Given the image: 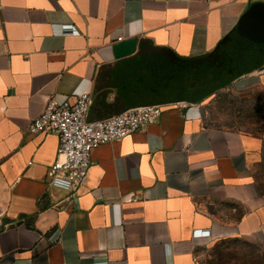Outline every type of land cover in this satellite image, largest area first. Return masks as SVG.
Masks as SVG:
<instances>
[{
  "label": "crops",
  "instance_id": "crops-1",
  "mask_svg": "<svg viewBox=\"0 0 264 264\" xmlns=\"http://www.w3.org/2000/svg\"><path fill=\"white\" fill-rule=\"evenodd\" d=\"M238 78L264 86V0H0V264H207L232 239L264 264V137L206 121ZM82 93L90 121L162 115L67 192L48 180L59 136L27 130Z\"/></svg>",
  "mask_w": 264,
  "mask_h": 264
},
{
  "label": "built area",
  "instance_id": "built-area-1",
  "mask_svg": "<svg viewBox=\"0 0 264 264\" xmlns=\"http://www.w3.org/2000/svg\"><path fill=\"white\" fill-rule=\"evenodd\" d=\"M91 105L90 93L77 95L73 103L50 97L43 113L28 127L27 132L31 134L55 133L59 136L57 160L48 171L49 183L59 190L77 192L91 171L92 155L98 147L154 125L162 115L160 105H147L90 121ZM178 105L184 106L183 103Z\"/></svg>",
  "mask_w": 264,
  "mask_h": 264
},
{
  "label": "rangeland",
  "instance_id": "rangeland-1",
  "mask_svg": "<svg viewBox=\"0 0 264 264\" xmlns=\"http://www.w3.org/2000/svg\"><path fill=\"white\" fill-rule=\"evenodd\" d=\"M206 121L229 130L264 137V86L257 80L236 79L207 93ZM256 202L264 203V164L254 171ZM241 241V240H240ZM235 239L218 244L206 259L207 264H243L245 249Z\"/></svg>",
  "mask_w": 264,
  "mask_h": 264
},
{
  "label": "trees",
  "instance_id": "trees-1",
  "mask_svg": "<svg viewBox=\"0 0 264 264\" xmlns=\"http://www.w3.org/2000/svg\"><path fill=\"white\" fill-rule=\"evenodd\" d=\"M240 241V240H237ZM245 249H241L240 253L243 254L245 260L243 264H263L262 252L247 242L240 241Z\"/></svg>",
  "mask_w": 264,
  "mask_h": 264
},
{
  "label": "water",
  "instance_id": "water-1",
  "mask_svg": "<svg viewBox=\"0 0 264 264\" xmlns=\"http://www.w3.org/2000/svg\"><path fill=\"white\" fill-rule=\"evenodd\" d=\"M255 43H256V47H255V48H257V47L259 46V42H258V41H256Z\"/></svg>",
  "mask_w": 264,
  "mask_h": 264
}]
</instances>
